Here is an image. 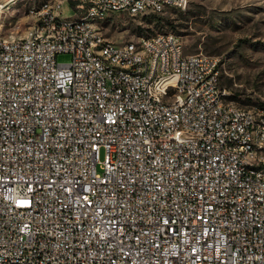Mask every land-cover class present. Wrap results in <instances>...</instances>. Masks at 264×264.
I'll return each instance as SVG.
<instances>
[{"label": "built area", "instance_id": "2783aa9c", "mask_svg": "<svg viewBox=\"0 0 264 264\" xmlns=\"http://www.w3.org/2000/svg\"><path fill=\"white\" fill-rule=\"evenodd\" d=\"M186 3L77 0L0 37V264H264V107L222 55L99 27Z\"/></svg>", "mask_w": 264, "mask_h": 264}, {"label": "rangeland", "instance_id": "374dc122", "mask_svg": "<svg viewBox=\"0 0 264 264\" xmlns=\"http://www.w3.org/2000/svg\"><path fill=\"white\" fill-rule=\"evenodd\" d=\"M77 0H0V37L19 36L38 21V11L56 9L60 18L80 11ZM105 37L122 43L146 33L172 31L181 37L184 51L222 55L221 84L229 99L244 106L264 101V0H187L183 8L162 13H117L100 21ZM58 53L57 62H69ZM104 153L101 151L100 157Z\"/></svg>", "mask_w": 264, "mask_h": 264}, {"label": "trees", "instance_id": "16d2710c", "mask_svg": "<svg viewBox=\"0 0 264 264\" xmlns=\"http://www.w3.org/2000/svg\"><path fill=\"white\" fill-rule=\"evenodd\" d=\"M259 106L264 107V101L263 102H259Z\"/></svg>", "mask_w": 264, "mask_h": 264}]
</instances>
